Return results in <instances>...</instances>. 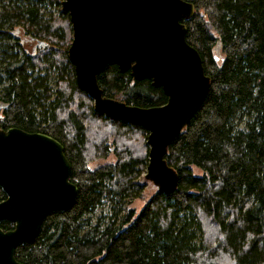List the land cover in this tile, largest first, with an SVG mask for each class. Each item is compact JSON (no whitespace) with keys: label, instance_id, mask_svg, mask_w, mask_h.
Returning a JSON list of instances; mask_svg holds the SVG:
<instances>
[{"label":"trees","instance_id":"16d2710c","mask_svg":"<svg viewBox=\"0 0 264 264\" xmlns=\"http://www.w3.org/2000/svg\"><path fill=\"white\" fill-rule=\"evenodd\" d=\"M63 1L0 2V129L58 140L79 189L70 210L50 213L37 239L18 246L17 261L264 264V0H185L195 6L183 20L186 39L202 57L210 90L165 157L179 175L177 190H156L138 214L122 208L140 199L148 183L149 133L97 113L78 87L70 17L64 11L53 17L46 7ZM41 42L48 46L34 54ZM98 82L105 97L127 105L168 101L152 80L135 81L114 63ZM112 153L116 162L91 168ZM6 198L0 186V202ZM105 204L117 211L95 219ZM14 227L0 223L4 231Z\"/></svg>","mask_w":264,"mask_h":264},{"label":"water","instance_id":"95a60500","mask_svg":"<svg viewBox=\"0 0 264 264\" xmlns=\"http://www.w3.org/2000/svg\"><path fill=\"white\" fill-rule=\"evenodd\" d=\"M73 40L69 59L78 87L94 101L95 111L113 121L138 125L148 131L149 163L146 180L170 195L179 175L165 157L172 142L189 125L209 90L200 53L187 39L195 6L185 0H64ZM218 44L217 50L220 48ZM41 42L34 48H46ZM135 81L152 80L168 101L141 108L107 98L98 76L111 64ZM72 166L64 146L43 133L19 128L0 129V186L7 195L0 202V264H21L19 245L33 242L46 217L68 211L76 203L78 186L70 181Z\"/></svg>","mask_w":264,"mask_h":264},{"label":"rangeland","instance_id":"374dc122","mask_svg":"<svg viewBox=\"0 0 264 264\" xmlns=\"http://www.w3.org/2000/svg\"><path fill=\"white\" fill-rule=\"evenodd\" d=\"M13 1L14 0H0V2L2 3V6L3 5H9V3L13 2ZM46 7H47V11L53 17H56V18L61 17V18H63L62 17V12H63L62 4H61L60 7L56 6V5L47 4ZM18 35H19L20 39H23V36H22L21 33L20 34L18 33ZM27 45H28V47H26ZM27 45L25 46V48H27L28 50L31 51L33 49V45L30 46L29 43H27ZM0 57H1V55H0ZM51 83H52L51 85L54 86L55 80H52ZM109 144L111 145V142ZM146 144H147V142H146ZM116 160H117V157H115V155L112 153L106 159H96L94 162H92L90 164V166H91V168H96V167H98L100 165H103V164H106V163L116 162ZM145 172L147 173V170ZM195 174H201V173H200L199 170H195ZM144 177H145V175H144ZM156 190H157V187H155L151 182L148 181V183L143 188V196L140 199L137 198V199L133 200V202H132V204L130 206L127 207L125 205L124 208H122L123 214L126 211H128L129 209L135 210V212L138 214L143 209V207L146 205L147 201L156 193ZM115 211H117V208L116 209H112L111 205L105 204V205H102L99 208V210L96 212V214L93 217L95 219H97L101 214L110 217V216H113L115 214ZM197 235L199 236V234H197Z\"/></svg>","mask_w":264,"mask_h":264}]
</instances>
